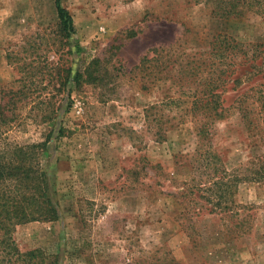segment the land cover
Returning a JSON list of instances; mask_svg holds the SVG:
<instances>
[{
    "label": "rangeland",
    "instance_id": "1",
    "mask_svg": "<svg viewBox=\"0 0 264 264\" xmlns=\"http://www.w3.org/2000/svg\"><path fill=\"white\" fill-rule=\"evenodd\" d=\"M61 4L74 21L68 42L55 0H0V87L29 96L5 111L19 119L2 146L52 133L41 158L59 212L18 226L19 249L57 264H264V68L250 75L251 61L236 66L240 83L226 77L223 117L204 136L172 64L218 33L264 44V11L218 19L198 0Z\"/></svg>",
    "mask_w": 264,
    "mask_h": 264
},
{
    "label": "trees",
    "instance_id": "2",
    "mask_svg": "<svg viewBox=\"0 0 264 264\" xmlns=\"http://www.w3.org/2000/svg\"><path fill=\"white\" fill-rule=\"evenodd\" d=\"M207 5L212 16L218 19H231L245 15L249 11H264V0H198ZM59 18L57 37L60 41H66L74 34V21L71 14L61 4V0H55ZM158 53L163 49H154ZM180 62L182 78L186 77V83L193 97V109L202 114V130L205 136L208 126L216 123L223 116L221 98L226 90L228 75H232L233 83H240V79H234L239 68L250 64V75L263 73L264 68V44H244L225 34H215L207 50L186 54ZM171 60V58H169ZM168 59V60H169ZM262 60L260 63L259 60ZM148 56H144L142 64L150 62ZM158 62V61H157ZM162 63V62H161ZM158 69H165L163 64ZM206 72V77L204 74ZM62 77L63 87H67L72 70L69 68ZM89 70L86 71V74ZM188 77V78H187ZM227 77V78H226ZM91 78V77H90ZM84 79L83 73L78 71L73 78L76 85H81ZM89 81V80H87ZM195 86V88L193 87ZM1 88V87H0ZM202 89V90H201ZM25 91H7L1 88L0 94L11 95L10 101L1 103L0 97V264H57V261L46 254L42 249L21 251L14 239L16 228L32 222H50L59 217L50 192V178L43 168L41 154L48 148L52 133L42 143L21 145L14 143L3 147L4 136L14 127L18 116H7L5 111L15 110L20 99L29 96ZM23 102V100H22ZM49 125L54 119L47 117ZM60 129L59 134H63ZM262 176L258 181H264V164L261 170ZM236 177V176H234ZM236 180L233 179V182Z\"/></svg>",
    "mask_w": 264,
    "mask_h": 264
}]
</instances>
